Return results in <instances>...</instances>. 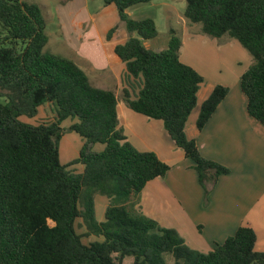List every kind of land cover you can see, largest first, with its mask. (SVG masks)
<instances>
[{"label": "trees", "instance_id": "1", "mask_svg": "<svg viewBox=\"0 0 264 264\" xmlns=\"http://www.w3.org/2000/svg\"><path fill=\"white\" fill-rule=\"evenodd\" d=\"M114 5L128 38L114 48L128 76L140 79L134 99H122L133 112L163 123L175 146L191 160L206 192L229 170L203 158L185 125L197 105L204 79L179 59L181 40L169 30L165 50L154 52L144 41L154 39L152 19L133 20L126 10L153 0H102ZM184 17L200 24L212 39L235 40L252 58L240 78L250 118L264 126V0H185ZM46 23L38 5L0 0V264H264L254 249L253 230L240 226L235 234L205 254L189 250L172 229L160 227L135 209L146 184L163 177L170 167L151 152L136 150L118 127L113 92L92 87L71 60L45 51ZM115 28L110 30L111 38ZM228 89L215 86L196 119L202 130ZM46 104L55 107L50 123L30 125ZM76 119L69 130L82 139L78 158L59 161L62 123ZM96 144L104 148L96 153ZM79 164L81 173L68 166ZM110 200L104 220L95 218L94 197ZM85 230L76 231V223ZM83 237H96L89 244Z\"/></svg>", "mask_w": 264, "mask_h": 264}, {"label": "crops", "instance_id": "2", "mask_svg": "<svg viewBox=\"0 0 264 264\" xmlns=\"http://www.w3.org/2000/svg\"><path fill=\"white\" fill-rule=\"evenodd\" d=\"M113 6L104 5L102 0H59L47 16L56 21L58 28L54 43H63L67 49L69 57H63L85 73L92 87L114 93L118 127L126 140L140 152L154 153L170 167L163 177L146 184L138 196L136 211L166 229L177 231L189 246L201 252H210L240 226H246L255 234V251L264 252V126L249 117L246 98L240 90V78L250 65L237 72L242 64L233 55L238 53L246 59V53L228 36L212 39L184 20L182 31L174 30L181 40L180 61L204 79L197 93V105L185 125V136L195 141L203 158L230 171L217 179L203 202L192 162L175 146L163 123L133 112L122 99L123 90L129 91L134 99L138 86L136 90L130 88L132 78L114 53L119 44L111 45L108 32L103 34L110 12L116 8ZM40 8L44 13V8ZM131 8L126 10L129 18L133 17ZM75 23L88 27L90 41L79 43L69 33ZM209 73L214 75L208 78ZM215 86L227 88L228 94L199 131L195 124L199 108ZM47 105L40 107L45 117ZM101 203L105 206L107 202Z\"/></svg>", "mask_w": 264, "mask_h": 264}, {"label": "rangeland", "instance_id": "3", "mask_svg": "<svg viewBox=\"0 0 264 264\" xmlns=\"http://www.w3.org/2000/svg\"><path fill=\"white\" fill-rule=\"evenodd\" d=\"M29 3H34L44 8V13L41 12L45 23H46V29L45 33L48 37V42L45 47L46 52H50L56 55L60 56H68L66 51L67 50L64 46V44H56L54 43V39L56 38L55 32L58 30L56 26V21L53 20L50 15L47 16V12L49 13L50 11H54L53 7L59 2V0H24ZM62 1V0H61ZM40 5V6H39ZM186 2L185 0H153V2L146 3V4H139L135 5L132 7L130 10L133 13V17L131 19L133 20H142V19H154V23L157 29V36L154 39L144 41L143 44L144 46L147 45V48L154 51H162L167 48L168 45V40H169V30H175L176 28H180L182 31V20L188 22L185 17H184V10H185ZM114 7V6H113ZM67 10V8H64ZM114 10L110 12L111 15H109V20L107 22L108 27L103 29V34L109 33V30H112L115 28V32L112 34V37L109 38L108 43L111 45L113 44H123L128 38L132 37L135 38L136 34L135 33H128L124 27V25L120 22L119 17H118V12L116 8H113ZM41 10V8H40ZM110 11V10H109ZM168 11H169V18L168 16ZM46 17V19H45ZM189 23V22H188ZM78 23H75L73 26H71V31H69L70 34H72L75 39H78L77 41L79 43H83V41H90L91 40V34L89 31H87V26L84 27ZM194 27L200 28V24H195ZM176 31V30H175ZM74 34V35H73ZM90 36V37H89ZM67 41V39H65ZM243 49V48H242ZM244 53H246V59L241 57L238 53H234L235 59L239 60L240 63L242 64L241 66L237 67V72L239 68H243L245 66H249L252 63V58L248 54L246 50H244ZM83 54L82 52H80ZM231 53V52H230ZM232 54V53H231ZM112 59L114 58V55L112 53L109 54ZM67 57V58H68ZM249 57V58H248ZM249 59V60H248ZM211 73H214V70L211 71ZM209 73L208 78H211L212 75ZM140 79H133L130 82V88H134L136 90L137 86H139ZM5 100L0 97V103H4ZM43 108V107H42ZM42 108H39V114L36 115L33 118H26V117H20V121L30 124V125H39L42 123H50L54 120L55 118V107L53 105H47L45 108V113L48 115L49 118H52L51 120H47L48 117L42 116V112L40 110ZM54 109V113L53 110ZM46 119V120H45ZM76 122V119H68L65 120L62 123V128H63V135L61 139L58 142V153H59V161L62 165H68L69 163L73 162L78 158V153L79 150L82 146V139L75 134L74 132L69 130V127L73 125ZM187 123V122H186ZM103 146L100 144H96L93 147V151L96 153H99L103 150ZM191 161V160H190ZM224 167V166H223ZM226 168V167H225ZM68 170H70L73 173H81L82 167L79 164H72L69 165ZM230 172V171H229ZM229 174V173H228ZM226 174V175H228ZM223 176V175H221ZM199 182V181H198ZM200 184V183H199ZM201 186V185H200ZM202 192H203V202L207 201L208 195L210 194L211 190L208 192L205 191V189L201 186ZM107 202L105 203V206L107 207L109 205L110 200L104 196L96 195L94 197V210L96 213V220L101 221L103 220V213L104 209L106 208L103 203L101 202ZM158 224V223H157ZM79 222L76 223V231L78 234L83 235L85 230L81 227H79ZM160 226V225H159ZM162 227V226H160ZM164 228V227H162ZM199 230V228H198ZM175 231V230H174ZM179 237L183 240L184 245L191 251L200 253V254H205L207 252H201L193 248L192 246H189L187 241H184V239L180 236V234L175 231ZM235 233L232 234V236ZM231 237V236H229ZM97 240L100 241L101 239L96 238V237H83L82 241L85 244H89L90 242ZM223 242L219 243L222 244ZM215 247V245H214ZM213 247V248H214ZM162 258L164 260V264H174V259L172 258L171 255L169 254H163ZM132 263V258L127 257L123 260V264H131Z\"/></svg>", "mask_w": 264, "mask_h": 264}]
</instances>
